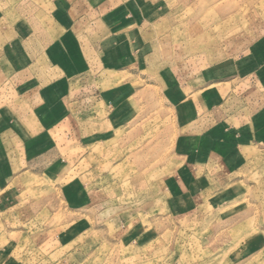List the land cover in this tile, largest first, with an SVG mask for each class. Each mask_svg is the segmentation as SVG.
<instances>
[{
    "label": "rangeland",
    "instance_id": "obj_1",
    "mask_svg": "<svg viewBox=\"0 0 264 264\" xmlns=\"http://www.w3.org/2000/svg\"><path fill=\"white\" fill-rule=\"evenodd\" d=\"M261 97L264 0H0V264H264Z\"/></svg>",
    "mask_w": 264,
    "mask_h": 264
},
{
    "label": "crops",
    "instance_id": "obj_2",
    "mask_svg": "<svg viewBox=\"0 0 264 264\" xmlns=\"http://www.w3.org/2000/svg\"><path fill=\"white\" fill-rule=\"evenodd\" d=\"M259 100H260L259 106L261 108L259 109V112H255L256 118L252 122L250 126V130L255 129V132L256 133L258 132V134L255 135L256 139L264 140V100H263V97H261ZM247 137L250 138V136H247Z\"/></svg>",
    "mask_w": 264,
    "mask_h": 264
}]
</instances>
